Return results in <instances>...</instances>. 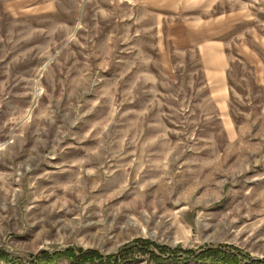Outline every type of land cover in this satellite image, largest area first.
Here are the masks:
<instances>
[{
	"label": "rangeland",
	"instance_id": "rangeland-1",
	"mask_svg": "<svg viewBox=\"0 0 264 264\" xmlns=\"http://www.w3.org/2000/svg\"><path fill=\"white\" fill-rule=\"evenodd\" d=\"M113 3L0 0V264L217 247L264 263V0L215 9L239 21L226 90Z\"/></svg>",
	"mask_w": 264,
	"mask_h": 264
},
{
	"label": "crops",
	"instance_id": "crops-1",
	"mask_svg": "<svg viewBox=\"0 0 264 264\" xmlns=\"http://www.w3.org/2000/svg\"><path fill=\"white\" fill-rule=\"evenodd\" d=\"M220 0H114V11L128 7L132 19L154 16L176 46L193 48L199 57L204 77L226 90L229 56L227 37L239 23L234 14H214ZM133 18V16H135ZM245 38V35H243ZM239 45L240 54L251 60L249 48Z\"/></svg>",
	"mask_w": 264,
	"mask_h": 264
},
{
	"label": "trees",
	"instance_id": "trees-1",
	"mask_svg": "<svg viewBox=\"0 0 264 264\" xmlns=\"http://www.w3.org/2000/svg\"><path fill=\"white\" fill-rule=\"evenodd\" d=\"M147 245L154 247L161 254H165V252H167L166 249L157 247L147 241H136V247L141 250L146 249ZM121 255L122 254L110 255L103 258L94 251L67 250L63 253H55L52 255L44 252L35 258L33 264H56L61 259H66L75 264H115L118 262V258ZM151 257L156 263L165 262L160 256H156L154 253L151 254ZM170 258L172 259L169 261H173L175 263H185L192 260L199 264H264L262 261H254L247 256L245 259H241L236 255L224 251L221 247L209 248L197 253L191 251H178L172 253ZM0 261L15 262L13 259L8 258L5 254H0Z\"/></svg>",
	"mask_w": 264,
	"mask_h": 264
}]
</instances>
